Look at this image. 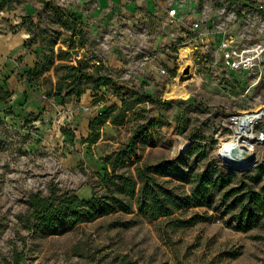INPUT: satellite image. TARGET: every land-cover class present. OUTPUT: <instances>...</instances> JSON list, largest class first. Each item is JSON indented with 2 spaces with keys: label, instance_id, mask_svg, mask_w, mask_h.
<instances>
[{
  "label": "rangeland",
  "instance_id": "rangeland-1",
  "mask_svg": "<svg viewBox=\"0 0 264 264\" xmlns=\"http://www.w3.org/2000/svg\"><path fill=\"white\" fill-rule=\"evenodd\" d=\"M139 1L117 2L127 9L131 22L124 24L130 28L127 36L132 40L137 34L134 20ZM232 4L233 0H199L194 5L200 11L203 6L230 9ZM108 5L107 0H0V9H13L21 18L19 29L26 36L25 45L35 50L41 71L32 81L45 96L51 90V97L59 96L64 102L74 98L72 104L78 105V98L86 95L90 109L82 111L95 117L112 108L109 130L88 146L91 156L78 161L41 144L38 132L46 121L36 124L7 112L0 115V264H14L16 255H22L19 264H264V211L252 222L238 221V210L226 211L217 200L157 219L146 218L134 207L130 213L82 221L57 234L34 232L29 227L25 201L30 195L60 197L67 193L89 199L98 181L96 174L110 170L109 163L137 131L130 149L124 150L125 161L115 166L118 174L135 175L136 167L143 164L165 170L167 161L179 158L165 173L175 175L179 169L196 172L213 164L234 177L239 187L259 189L264 185V144L257 145L256 160L245 170L233 169L218 158L220 144L232 133V119L253 112L256 106L264 108V80L256 90L245 92V83L233 85L231 75L209 62L203 67L194 66L190 59L172 64L166 55L156 59V66L165 67L168 73L151 74L149 60L158 48L171 43L168 37L159 38L156 46L148 39L142 46L134 41L114 44L113 39L122 34L120 28L125 27L108 31ZM259 28H255L256 36ZM174 37L176 43L184 39L178 26ZM209 44L215 46L216 41ZM188 63L193 72L180 77ZM61 64L95 74L93 78L83 76L76 84L75 90L84 89L80 96L65 95L67 90L55 94L62 75H81L58 67ZM96 73L109 82L94 90ZM175 82L188 91L187 98L166 96ZM0 87L6 91L1 80ZM245 102L249 104H241ZM123 103L126 106L121 110ZM117 113L123 116L119 124L111 122ZM101 126L97 127L99 134ZM255 131H264V119L256 123ZM177 183L181 190H188L189 184Z\"/></svg>",
  "mask_w": 264,
  "mask_h": 264
},
{
  "label": "trees",
  "instance_id": "trees-1",
  "mask_svg": "<svg viewBox=\"0 0 264 264\" xmlns=\"http://www.w3.org/2000/svg\"><path fill=\"white\" fill-rule=\"evenodd\" d=\"M58 67H64L68 71L81 72L80 67L72 64H61ZM38 74H41V71H38L37 62H35V67L29 72V81L33 82L35 77L33 75ZM88 74L81 72V75L76 78L73 72L62 75L56 83L55 94L60 95L62 91L67 90L65 95L80 96L84 89L75 90V86L83 76L93 78L95 75ZM96 75L98 74L96 73ZM65 81L66 84H64ZM93 82L92 89L96 90L101 85H107L109 80L105 76L98 75ZM51 93L49 90L48 96H51ZM9 97L10 93L3 91L0 87V102ZM147 100L155 102L151 97H147ZM125 106L126 103H123L121 110ZM111 110L112 108L99 111L98 115L90 122L89 129L92 132L89 137L90 142H94L98 138L97 127L107 121ZM122 121L121 113H117L111 118V122L115 124ZM137 137L138 131L129 139V145L126 148H121L120 153H117L113 158V162L109 163L107 169L110 170H105L103 174H96L98 181L92 187L93 193L89 199H82L77 195L67 193L60 197H42L38 193L30 195L25 201L30 211L29 227L34 232L43 231L57 234L82 221H90L115 212L130 213L134 207L139 214L146 218L157 219L170 216L177 210L186 207L210 205L214 200H217L226 211L237 209L236 218L238 221L252 222L264 211V185L259 189L244 185V187H239L234 177L223 173L213 164H207L196 172L192 170L184 172L179 169V173L175 175L165 173V170L177 163L178 158L167 161L168 169L165 170L158 166L143 164L136 167L135 175L116 173L115 166L125 161L124 150L130 149ZM201 156L200 153L197 157ZM107 159H110V156ZM180 181L189 184L187 191L180 189V185L177 183ZM21 259L22 255H16L14 264H19ZM6 264L11 263L7 262Z\"/></svg>",
  "mask_w": 264,
  "mask_h": 264
},
{
  "label": "built area",
  "instance_id": "built-area-1",
  "mask_svg": "<svg viewBox=\"0 0 264 264\" xmlns=\"http://www.w3.org/2000/svg\"><path fill=\"white\" fill-rule=\"evenodd\" d=\"M159 1L165 7V13L157 24L171 43L158 48L153 53V58L159 59L161 55H166L172 64L179 59H190L194 66L199 67L208 65L209 62L215 69L226 73L227 76L231 75L234 78L233 85L241 86L245 83L243 86L245 92L258 88L257 86L264 80V0L257 3H252L253 0H233L230 9L226 7L211 9L203 6L200 11L194 5L199 0ZM14 14L13 9H0V34H13L20 28L21 18ZM177 26L181 28L184 37L180 43L174 42V30ZM256 26H260V34L257 36ZM211 41H216L215 46L209 44ZM182 43L191 46L184 55L180 51ZM157 68L162 75L168 73L165 67ZM89 109L90 106L84 108ZM259 112L264 114V108L260 107ZM239 116L232 119V133L226 136L223 142H228L234 137L235 131L240 127L239 123H235ZM257 134L259 135L256 140H250L245 136L238 139L243 142L241 145L247 146L255 154L257 145L264 144V131ZM248 142L249 146L246 145ZM239 146L229 148L226 153L219 152V148V160L233 169H244L245 167H235L229 163L233 158L232 149Z\"/></svg>",
  "mask_w": 264,
  "mask_h": 264
},
{
  "label": "crops",
  "instance_id": "crops-1",
  "mask_svg": "<svg viewBox=\"0 0 264 264\" xmlns=\"http://www.w3.org/2000/svg\"><path fill=\"white\" fill-rule=\"evenodd\" d=\"M119 0H107V26L108 31H113L119 25L122 33L119 39H113L114 44L128 45L134 41L136 46H142L147 43L145 39L150 40L151 45H157L159 38H165V32L161 31L157 21L163 17L165 7L159 0H140L138 8L135 10L136 18V36L132 40L128 38L125 22H131L126 17V8L117 4ZM111 36V35H110ZM146 38H145V37ZM25 38L21 30L9 35L0 34V80L5 90L10 93V97L0 102V115L5 112L8 116L27 119H33V123L40 125L39 140L46 148H57L66 154V158L89 157L87 148L93 145L107 133L109 127L107 121L101 126V134L94 142L89 141L92 132L89 129L90 122L95 116L82 111L88 101V96H81L78 105H73L74 98L68 101H60L59 96H45L40 86L29 81V72L35 67V50L25 45ZM159 40V41H158ZM112 42V37H111ZM151 74L157 72L159 65L155 58H150ZM113 62V61H112ZM157 62V64H156ZM111 63V61H109ZM121 64V62H120ZM148 75V74H147ZM76 99V98H75ZM77 100V99H76ZM75 100V101H76ZM51 119V120H50ZM66 123L67 125L63 124ZM100 133V132H99ZM85 148V149H84ZM79 152H75L77 150ZM82 153V154H80Z\"/></svg>",
  "mask_w": 264,
  "mask_h": 264
},
{
  "label": "bare ground",
  "instance_id": "bare-ground-1",
  "mask_svg": "<svg viewBox=\"0 0 264 264\" xmlns=\"http://www.w3.org/2000/svg\"><path fill=\"white\" fill-rule=\"evenodd\" d=\"M191 46L188 43H182L180 45V51L181 54H185L187 51H189ZM189 61V60H186ZM189 74L193 72V66L189 63ZM189 95L188 91L180 84L178 83H172L170 85V90L166 92V96L169 98H187ZM260 106H256L252 111L253 112H243L241 116H239L235 123H239V126L237 130L235 131L234 137L228 141L221 143V147L219 152L226 153V151L237 145H241V141L238 140L239 137L245 136L250 140H256V137L259 135L255 131V125L258 121H261L264 119V114L259 112ZM247 128V129H246ZM250 144V142L246 143V145ZM249 146V145H248ZM251 147V146H250ZM236 161V159L231 160V162ZM236 165L240 166V168H246L248 167L247 162H241L239 161L236 163Z\"/></svg>",
  "mask_w": 264,
  "mask_h": 264
},
{
  "label": "water",
  "instance_id": "water-1",
  "mask_svg": "<svg viewBox=\"0 0 264 264\" xmlns=\"http://www.w3.org/2000/svg\"><path fill=\"white\" fill-rule=\"evenodd\" d=\"M189 63L185 65V67L183 68V71L180 75L181 76H186L187 74H189ZM231 155H232V160L236 159V161L231 162V160L229 161V163L234 164L233 166L237 167L238 165H236V163H238L239 161L241 162H247L249 165L248 167L244 168V169H239V170H245L248 169L249 167H251V165L255 162L256 160V154L254 151H252L251 149H249L247 146L245 145H240L239 147H234L231 151Z\"/></svg>",
  "mask_w": 264,
  "mask_h": 264
}]
</instances>
